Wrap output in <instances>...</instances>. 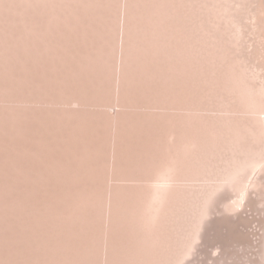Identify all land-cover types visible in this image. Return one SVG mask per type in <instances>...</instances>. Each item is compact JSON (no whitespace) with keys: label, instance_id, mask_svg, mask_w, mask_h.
<instances>
[{"label":"rangeland","instance_id":"rangeland-1","mask_svg":"<svg viewBox=\"0 0 264 264\" xmlns=\"http://www.w3.org/2000/svg\"><path fill=\"white\" fill-rule=\"evenodd\" d=\"M42 6L43 5L41 4L38 5V3H34L29 6L30 18H28L29 21L27 20L29 24L25 25L27 28H23L24 30L32 27L31 29L33 31L37 33L40 32L39 34L45 36V40L49 44L51 43L50 45H52V49L48 48L40 49L39 51L35 50V52L30 55V57H33H29L30 60L29 63H27L30 97H36L38 94V98L41 102H43L40 103L42 105H37L43 106L39 112L40 149L42 156L44 157L42 163L45 164L44 167H50L52 164H62L64 168H71L72 170L81 174V176H79L78 178H64L62 179V181L61 179H58L57 177H54L51 174H46L45 176L40 178L38 183L34 181L22 183V185L28 188L27 191L25 190L23 192L29 195L39 196V229L35 228L36 226L33 223L32 219L30 220V235H32L28 238L31 245L29 251L31 252L29 256V261L30 264H36V260L34 259L33 253L37 248L39 255L38 264H101V232L104 229L103 225L105 223L104 219L106 216L104 210L107 199L109 200V198L111 197V215L113 216L115 223L114 225L116 226V229L113 230L114 235L112 237V241L120 242L121 250L126 251L127 249L129 252L133 248V245L139 240L140 234H142L140 230L142 218L140 208L141 206L144 207V203L146 201L145 195L148 192V188L154 183L153 181L155 175L160 172L164 166L172 165L177 175H179L178 181H175V184L178 183L179 185L185 187L188 184L199 183L197 181H190L188 179V175L184 170V149L186 136L185 126L187 123L186 118H188L189 115V104H192L191 98H188L186 95V86L188 79L187 75L190 71L188 69L189 61L187 60H189V55L192 51H194L195 47V33L194 29H192L190 25V17H188L192 12L193 4L192 0H169V2L168 0H52L51 3L46 4L45 8L42 9ZM127 6H129V11H127ZM253 7L258 6L256 3H254ZM152 25L153 27H151ZM17 29L19 30L20 28L15 25H12L11 23L7 24V22L0 20L1 33L17 32ZM79 30L81 32H79ZM53 45H57L58 47L53 48ZM64 55L65 57H63ZM147 67L148 69H146ZM169 72L170 74H168ZM261 73H264V67L261 70ZM38 79L40 82V90H37L36 92V80ZM55 84H58L56 90L54 87ZM60 85L62 86L59 87ZM167 88L168 91L166 92ZM125 89L127 90L125 91ZM68 90H70V92ZM72 96H75V98ZM155 98H157L158 100ZM73 99L79 100L82 104H85V106L82 105L78 109H73V107L77 106L74 104L72 106L64 105V102ZM172 104L175 105L173 106ZM0 105L27 106L28 104H22L12 101H2L0 102ZM184 110L187 112H185ZM32 112L33 111H31V113ZM215 112L219 114L217 111ZM215 112L212 111L211 113H202L215 115ZM152 115L154 117H152ZM115 120L117 122L119 121V123L116 124V130H118L114 143L115 157L113 161L115 163V166L113 168V172L109 173L108 164L112 161V159L109 157L111 153L110 147L112 146L111 143L114 141V132L113 134H111L113 129L112 124H114ZM101 122L103 123L101 124ZM95 144L98 146H96ZM56 146L57 148H60L62 146L63 153L55 150L54 147ZM82 163H84L85 165ZM252 180L253 182L258 181L259 183H261L262 186H264V179L259 175L257 177H253ZM249 192L250 201L256 202L260 199L257 198L258 196H256L252 192V189H249ZM0 193L9 194L11 193V191L7 189L4 184L0 183ZM91 197L93 200L91 199ZM74 202H76V207L73 205ZM230 202L233 203V200H228V203L232 204ZM241 205L242 206L240 207H234L235 212L238 214L240 213V216L237 215L239 216L238 218L237 216H234L232 218L231 213H224L214 217L215 220H217L218 222L220 221L221 223L214 226L217 231H211L210 237L208 239L211 242L213 241L219 243L214 245L212 248H206L205 246L202 247L203 249H205V251L209 254L210 257L212 256V259L218 260L217 262L219 264L222 259L226 260V263L228 264L232 262H235L237 264H249L248 262H245L246 259H248L250 262L258 260L256 257L258 256L257 253L259 251V248L262 246L260 244V240L261 236H263L264 231V221L262 220L264 218V201L256 203L253 207L246 206L247 203L245 202L241 203ZM262 208L263 210H261ZM53 210H56V213H53ZM70 216L72 217V219ZM230 216L231 218H229ZM226 218H228L229 220ZM95 226L96 228H94ZM117 231L119 232L116 233ZM89 235L92 236L90 237ZM230 236L232 238H230ZM235 236H239L236 238L238 239L239 243L240 241H242V245L237 242L236 238H234ZM84 238H86V241L84 240ZM36 239H38V244L36 242ZM75 239L78 240L76 241ZM233 239H235L236 241ZM223 240H227V242H224ZM245 240L250 242V244L247 243ZM243 241L244 243H247L251 249L244 248L245 246L247 247V245L245 244V246L243 247ZM55 242L58 243V247L57 251L54 253L53 250ZM94 243L95 246H93ZM224 243H228L229 247L226 246V244ZM129 245L132 248H130ZM219 245L220 248L215 249L216 247H219ZM209 248L211 249L209 250ZM243 248L244 250H242ZM78 249L80 250V252ZM246 249L248 250L247 252L245 251ZM87 251L90 253L88 254ZM225 255H229V258L231 257V259H227V256ZM249 256L253 259L249 258ZM202 257H200L199 259L205 260V263H211V260H206L204 256ZM235 259L237 260V262ZM125 262L126 264H130V258L126 256H114L108 258L109 264H125Z\"/></svg>","mask_w":264,"mask_h":264},{"label":"bare ground","instance_id":"bare-ground-1","mask_svg":"<svg viewBox=\"0 0 264 264\" xmlns=\"http://www.w3.org/2000/svg\"><path fill=\"white\" fill-rule=\"evenodd\" d=\"M51 1L52 0H0V20L7 22V24L11 23L12 25H15L18 28L22 29V30L19 29L20 31L17 29V32H2V33L0 32V102L12 101V102H17V103H22V104H28L27 106L26 105H13V106L0 105V183L4 184V186H6V188L11 191V193L9 194L0 193V264H30L29 256L31 252L29 251H30L31 245L28 240L29 236L32 235V234L30 235L31 233L30 232V225H31L30 220L32 219L33 223L36 226L35 228L39 229L38 228L39 210H40L39 196L29 195L23 192L25 190L27 191L28 188L22 185V183H28L29 181H34L38 183L40 178L45 176L46 174L48 175L51 174L54 177H57L58 179H61V180L64 178L65 179L66 178H78L79 176H81V174L77 173L71 168L70 169H67L68 167L64 168L62 164H52L50 167H44L45 164L42 163V160L44 157L42 156L41 149H40V132H39V112L43 106H37L43 102H41L40 99L38 98V94L36 97L35 96L30 97V94H29L30 87L28 83V67H27V63H29V60H30L29 57L33 52H35V50L39 51L40 49H48V48H51L52 45H50L51 43L49 44L45 40V36H43L42 34H39L40 32L37 33L33 31L31 29L32 28L31 25H30L31 28L24 29V30L23 28H27L25 25L29 24L28 18H30V11H29L30 5L34 3H38V5L39 4L43 5L42 6V9H43L45 8L46 4L51 3ZM254 3H256L258 7H253ZM192 4H193L192 12L190 16L188 17H190V25L192 29H194V33H195V36H194L195 47H194V51H192L191 54L189 55V60H187L189 61L188 69L190 71L188 72V75H187L188 79H187V86H186V95L188 98H191L192 104L191 105L189 104V108H188L189 115H188V118H186L187 123L185 126L186 136H185V149H184V152H185L184 154L185 169L184 170L186 174L188 175V179L190 181H197L199 183L198 184H188L185 187L179 185L178 183L175 184V181H178L179 175H177L172 165L164 166L163 169L155 175L154 181H153L154 183L148 188V192L145 195L146 201L144 203V207L143 206H141V208L139 207L141 209V215H142L141 228H140L142 234H140L139 240L133 245V248L129 245L130 248H132L129 252L127 249L126 251L121 250L120 242L112 241L113 239L112 237L114 235L113 230L116 229L115 228L116 226L114 225L115 224L114 219H113V216L111 215V210H112L111 197L109 198V200L107 199L105 210H104L106 214L105 219H104L105 223L103 225L104 229L103 231L101 230L102 231L101 232L102 233V246H101L102 251L100 252L101 253V264H109L108 258L114 257V256L115 257H119V256L129 257L131 260L130 264H200V263L201 264H219L217 262L218 260L212 259L211 258L212 256L210 257L209 254L205 251V249L202 248L203 246H205L206 248L207 247L212 248L214 245L219 243V242L216 243L213 241L211 242L208 239L210 237L211 231L213 232L217 231L214 226L221 223L220 221L218 222L217 220H215L214 217L220 214H224V213H231V216L233 218L234 216H237L240 214V213L238 214L235 212V208L242 206L241 203L245 202L247 203L246 206L253 207L256 203L260 201H264V186H262L261 183H259L258 181L253 182L252 180L253 177L255 176L257 177L258 175L264 179V73H261V70L264 67V0H192ZM127 11H129V6H127ZM151 27H153V25ZM79 32L81 31L79 30ZM56 47L58 46L53 45V48H56ZM121 48H122V42H121ZM59 51H62V50H59ZM63 57H65V55ZM146 69H148V67ZM78 73H79V70H78ZM168 74H170V72ZM174 74H175V71H174ZM36 81H37V86H36V92H37V90L38 91L40 90V82H39V79ZM57 86L58 84L54 85L55 90L57 89L56 88ZM61 86L62 85H60L59 87ZM126 90L127 89H125V91ZM68 91L70 92V90ZM167 91H168V88L166 92ZM72 97L75 98V96H72ZM169 97H170V94H169ZM73 104L77 106V107H73V109H78L82 105L85 106V104H82L79 100H75V99L64 102V105H67V106H72ZM54 106H55V103H54ZM31 111L33 112L35 111L36 113L35 112L31 113ZM212 111L213 112L217 111L219 114H217L216 112H215L216 113L215 115L208 114V113L205 114L206 112L211 113ZM202 112H205V113L203 114ZM152 117L154 116L152 115ZM102 123L103 122H101V124ZM117 123H119V121L117 122L115 120L114 124H112L113 129H112L111 134H113L114 132V141L111 143L112 146L110 145L111 153L109 157L112 159V161L108 164L109 173L113 172V168L115 166V163L113 160L115 157L114 143L116 140V133L118 130V129L116 130ZM54 149L63 153L62 146L60 148H57L56 146L54 147ZM106 180H107V177H106ZM249 189H252V192L256 196H258L257 198H260L258 201L252 202L249 200V195H250ZM228 200H233V203L230 202L232 204H229ZM73 205L76 207V202H74ZM261 210H263V208ZM53 213H56V210H53ZM231 216L229 218H231ZM239 216H237V218ZM262 220L264 221V218ZM94 228H96V226ZM40 229H41V225H40ZM118 232L119 231H117L116 233ZM231 236L230 238H232ZM236 237H239V236H235L234 238ZM85 239L86 238H84V240ZM236 240L238 242L237 238ZM223 241L227 242V240L226 241L223 240ZM36 242L38 244V239H36ZM241 242L242 241L238 243L242 245ZM246 242L250 244V242L248 241ZM247 243H244L243 241V247L246 244L247 247L245 246L244 248L248 249L250 247L248 246ZM224 244H226V246L229 245L228 243H224ZM260 244L262 246L259 248V251L257 253L258 256L256 257L258 260H255L254 262H250L248 259H246L245 262H248L249 264H252V263L253 264H264V231H263V236H261ZM93 246H95V243ZM57 247H58V243L55 242L54 250H53L54 253L57 251ZM211 248H209V250ZM217 248H220V245L219 247H216L215 249ZM244 248L242 250H244ZM247 249L245 250L246 252L248 251ZM89 253L90 252H88V254ZM33 254H34V259L36 260V264H38L39 255H38L37 248L35 249ZM249 255H250V252H249ZM202 256H204L206 260H211V263H207V262L205 263V260H200L199 258ZM225 256H227V259L229 258V255H225ZM249 258H252V257L249 256ZM229 259H231V257ZM220 264H228V263H226V260L222 259ZM230 264H237V263L232 262Z\"/></svg>","mask_w":264,"mask_h":264}]
</instances>
